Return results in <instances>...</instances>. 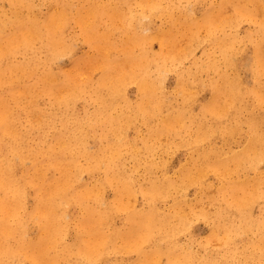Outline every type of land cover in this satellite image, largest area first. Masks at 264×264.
Returning a JSON list of instances; mask_svg holds the SVG:
<instances>
[{
    "label": "bare ground",
    "instance_id": "bare-ground-1",
    "mask_svg": "<svg viewBox=\"0 0 264 264\" xmlns=\"http://www.w3.org/2000/svg\"><path fill=\"white\" fill-rule=\"evenodd\" d=\"M185 1L188 7L180 0H86L76 6L72 0H0V264H264V173L258 167L264 113L242 120L243 109H236L245 100V109H264V88L226 71L240 52L238 35L226 29L254 23L260 14L259 29L247 38L255 50V82L264 75V0H210L201 18L193 3L204 0ZM43 4L49 6L41 15ZM154 18L163 25L148 31ZM68 26L79 28L98 55L99 82L80 79L86 69L75 61L72 72L52 70L73 51L64 38ZM181 37L210 43L205 59L179 74L184 101L195 96L189 80L196 72L219 78L201 83L212 98L190 122L185 109L163 114L161 84L151 81L192 51L177 49ZM153 43L158 52L150 49ZM132 83L142 93L138 102L127 98ZM90 100L95 111L75 110ZM231 110L236 125L213 129L207 115L221 125ZM224 133L240 134L237 152L223 156L208 145L179 162L172 175L158 176L156 142L163 135H182L189 139L182 147H200ZM244 163L254 175L242 173ZM210 174L219 182L214 187L206 182ZM190 187L207 195L202 215L212 221L215 248L182 241L191 228ZM108 190L114 192L110 199ZM33 227L38 232L30 237Z\"/></svg>",
    "mask_w": 264,
    "mask_h": 264
},
{
    "label": "rangeland",
    "instance_id": "rangeland-1",
    "mask_svg": "<svg viewBox=\"0 0 264 264\" xmlns=\"http://www.w3.org/2000/svg\"><path fill=\"white\" fill-rule=\"evenodd\" d=\"M183 6H189V3L185 0H180ZM86 2V0H72V3L76 5ZM210 3V0H204V1H194L193 9L195 13L196 18H201L203 16V13H205L208 4ZM47 6L49 4H43V11L41 15L47 13ZM261 16L260 14L257 15V20L254 21V23H251L247 20H243L239 22L235 26L228 27L226 29L227 33L231 35H238L236 44L238 49L240 50L238 54V61L236 62L235 67L227 68V73L232 77H238L242 80V82L247 85H255L256 86L260 84L261 88H264V75L260 76V81L256 80L255 82V74L253 72V61L255 56V50L254 46L251 43L250 40L247 38V34L251 31H257L259 28L256 26L260 20ZM163 25V20L161 18H154L152 23L147 27L148 31H156ZM179 31L184 28V25L181 27H174L171 30H178ZM138 29H142L141 27H138ZM168 29V28H167ZM170 29L167 31H164L165 34H168ZM200 35H204V31H201ZM64 38L68 45H71L73 47V51L71 54H67L60 58L57 62H53L51 64V68L54 72H58L60 70L65 71H73V62H78V65H81L79 67L84 70L82 75L80 76V79L84 80L86 78L94 79L95 81L99 82L102 71L100 69H97L95 65L98 63L99 58L98 55L95 54V52L87 45L81 38L79 37V28H75L74 26H68L64 30ZM174 38L169 37V42H173ZM178 44L176 45L177 49L179 51H184L187 48L192 47V51L186 56L182 57L180 60H176L179 62L175 63H169L166 66L169 68L168 72L166 74H157L155 73L153 76V79H151L152 82L156 84H161L162 93L159 95L163 98H165V107L163 108V114L166 115L170 113L172 110H183L185 109V112L187 113L188 121L190 122V115H193L192 117L196 116L200 118V113L197 114L200 111V107L206 103L210 98H212V90L208 87L200 86L202 82L214 79L218 80V77H214L213 75H208L206 73H198L196 72V76L191 77L189 80V84L195 86L193 90L196 91L195 96L190 100L189 103H186L183 99V96L181 94V89L179 87V74L182 73V70L188 69L193 61L195 59H205V52L210 51L209 41L207 38L203 41L198 42H192L187 37H181L178 39ZM193 44H195L193 46ZM150 49H152V52H158L159 51V45L158 43H153L149 45ZM214 51V50H212ZM18 58V57H17ZM14 58V59H17ZM220 58V57H219ZM207 60V57H206ZM93 64V65H91ZM90 67H94L90 70ZM90 70V71H89ZM32 80L29 79L26 84L31 83ZM127 98L130 101L138 102L142 98V93L138 90V87L136 84L132 83L126 90ZM246 102V103H245ZM241 101L239 103H236V109L237 111H241V119H245L248 116L253 115H260L264 113L263 107L254 105L253 109H245L246 104L249 103L248 100ZM123 103V102H121ZM42 105H44V102H42ZM250 105V104H248ZM251 106V105H250ZM46 107V106H45ZM48 108V107H47ZM50 110V108H48ZM87 110L88 112L95 111V102L90 100L89 102H83L80 101L76 104V111L81 114L84 110ZM236 113L235 110H231L226 116L222 118L221 125H219V122L216 121V119L211 116L207 115V120L209 124L212 126L213 129H217L219 127H227L228 129L233 128L236 125V120L234 118V114ZM193 127L196 128V124L192 123ZM262 127H264V120L261 124ZM243 129L245 130V133L248 135V126L245 124H242ZM133 129L130 130L129 137L132 138ZM148 132L145 131L144 135H147ZM187 137H184L182 135L180 136H171L170 135H163L162 138L158 139L156 144L158 145V150H156L155 154V161L157 162L158 166V176L163 175H172L175 171V169L178 167L179 162L184 161L187 159V157L190 154L198 155L204 148L208 145H214V149L219 155H231L234 152H237L239 148V140H240V134L236 137H232L229 134L224 133L223 135L214 138L212 140L206 141L204 144H202L200 147H182L181 145L185 141ZM189 140V139H186ZM140 144V142H139ZM141 145V144H140ZM90 147H93V143H89ZM245 166H243V174L249 173L251 175H254L255 173L252 172V170L249 168L248 164L244 163ZM130 168H132L133 164L132 162L129 163ZM259 172L264 173V159L258 164ZM83 178L85 182H90V177L87 173H83ZM207 183L216 186L219 182L214 179V176L210 174L206 180ZM114 192L112 190H108L106 193V198L110 199L113 197ZM186 198L188 200V205L191 210V228L188 233L182 235V241L184 244L189 245L193 247L194 249H199L200 242L206 243V241L209 243L210 248H215L219 245L217 238L214 237L211 233V227H212V221L211 219H208L207 217H204L202 215V209H204V206H208V198L207 195L202 194L199 188L197 187H190L187 190ZM173 199L169 198L167 199L165 203V207H168L172 204ZM257 212V209L255 208L254 213ZM33 227L29 233L30 237H35L37 235V230ZM212 256L209 252L205 253ZM213 257V256H212ZM21 264H30L28 261H24ZM95 264V263H90ZM98 264V263H96Z\"/></svg>",
    "mask_w": 264,
    "mask_h": 264
}]
</instances>
